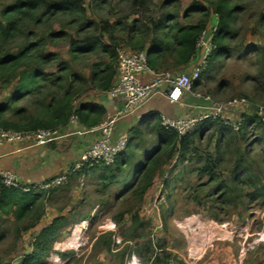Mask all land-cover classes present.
I'll return each instance as SVG.
<instances>
[{
  "label": "rangeland",
  "instance_id": "obj_1",
  "mask_svg": "<svg viewBox=\"0 0 264 264\" xmlns=\"http://www.w3.org/2000/svg\"><path fill=\"white\" fill-rule=\"evenodd\" d=\"M164 1L85 0L83 8L86 19L101 24L99 28L103 22L118 23L114 36L119 42L116 52L132 51L129 44L122 42L130 27L136 21L157 22L167 11H161ZM190 3L191 0H177L169 15H176L182 22ZM257 13L256 8L246 12L239 23L244 30L243 40L240 37L230 46L233 52L214 63L212 72L207 77L203 75L202 86L196 89L219 102L247 100L249 105L238 110L243 118L257 106L264 105V78L258 77V71L250 66L253 55L244 53L246 47H261L263 43L260 35L252 33ZM252 15L255 18L250 21ZM215 24L212 15L205 32L215 28ZM67 48L63 44L51 51L65 55ZM65 58L70 60L66 55ZM100 58L103 57L94 55L88 62H72L73 69L83 75L90 63ZM180 70L168 69L170 72ZM220 82L228 83V88L213 95ZM8 90L0 88V105L8 98ZM102 94L89 90L75 106L102 99ZM23 106L29 108V104ZM211 131L204 133L201 141L193 139L199 154L186 155L183 163L176 160V155L161 169L141 202L130 191L132 181L110 185L108 179L99 180V172L85 171L78 175L70 165L68 173L72 175L64 174L66 180L61 185L43 190L47 194L44 210L35 226L25 230L27 222L18 224L11 215L0 214V264H21L22 259L32 253L31 245L41 230L57 218L62 219V228L41 264H264V200H249L246 195L252 188L241 186V192L235 191L230 180L238 164L255 185L264 184V146L255 144V137L246 140L247 136L243 137L242 133L231 134V144L224 145L223 155L218 157L222 161L216 170L217 181L210 184L208 176L200 174L198 167L208 155L216 157L217 134L212 135ZM141 140L154 146L145 135ZM7 146L15 145H2L0 149ZM133 146L134 142L130 148ZM9 158L0 156V167L3 166L0 171L10 172L21 179L22 184L45 181L46 170L57 165L52 159L51 164H44L43 171L37 168V176L35 173L23 175L19 168L18 172L7 170ZM219 185L229 192L217 191Z\"/></svg>",
  "mask_w": 264,
  "mask_h": 264
},
{
  "label": "trees",
  "instance_id": "obj_2",
  "mask_svg": "<svg viewBox=\"0 0 264 264\" xmlns=\"http://www.w3.org/2000/svg\"><path fill=\"white\" fill-rule=\"evenodd\" d=\"M83 2L85 0H0V88H9L8 98L0 105L1 130H61L67 126L72 113L78 124L86 129L102 121L104 111L101 107L91 103L75 106V103L89 90L105 93L111 88L116 78V48L119 42L114 36L119 24L103 22L99 28L101 24L86 19ZM176 2H163L161 11H167L165 14L162 12L157 22L136 21L122 41L130 45V50L144 52L151 70L170 72L168 69L188 68L196 55L197 42L213 15L216 19L211 42L213 49L199 81L193 83L192 88L196 92L202 86L203 75L207 77L214 63L233 52L230 46L234 42L240 37L243 40L244 30L240 29L239 23L248 10L256 8V18L252 15L249 20L255 18L252 33L260 35L263 43L261 47H246L244 53L253 55L250 66L258 71V77L264 78V0H191L183 13L182 22L178 21L176 15H169ZM194 19L195 22H190ZM55 26L58 28L55 29ZM63 44L68 46L65 55L70 58L69 61L65 55L55 52ZM94 55L103 58L90 63L85 74L81 75L73 69L72 62H88ZM227 88L228 83L220 82L213 95H219ZM255 88L259 90L257 86ZM23 104H29V108ZM209 131L212 135L217 134L216 157L208 155L201 161L202 166L199 165L198 170L200 174L208 176L211 184L217 181L216 170L222 161L218 159L223 155L222 147L229 146L231 134H235L215 120L202 122L184 137L165 129L159 122L136 127L132 129L133 136L131 134L126 150L112 165H96L77 174L95 170L99 172V180L103 182L108 179L110 185L132 181L130 191L141 202L161 169L176 155V160L183 163L186 155L199 154L193 139L201 141L204 133ZM256 131L260 133H253ZM239 133L247 136L246 140L255 137L254 143L264 146L263 120L245 117L241 129L236 132ZM142 135L151 140L149 144L153 142L154 146L144 144ZM132 142L134 146L131 149ZM238 166H235L230 179L234 190L241 192V186H248L252 188L246 195L249 200H264V184H259L257 180L260 186L255 185L247 178L246 170ZM216 189L224 190V194L229 192L223 185ZM46 195V191L35 188L21 191L0 186V214L11 215L18 224L27 222L25 230H28L42 217ZM61 228V218L43 228L31 245L32 253L24 257L21 264H41Z\"/></svg>",
  "mask_w": 264,
  "mask_h": 264
},
{
  "label": "built area",
  "instance_id": "obj_3",
  "mask_svg": "<svg viewBox=\"0 0 264 264\" xmlns=\"http://www.w3.org/2000/svg\"><path fill=\"white\" fill-rule=\"evenodd\" d=\"M214 32L215 28H212L211 31H204L201 34L197 42L196 55L191 62L193 68L189 73L182 69L181 72H155L148 67L144 52L117 50L116 78L105 95L111 100H120L122 108L112 115L105 116L97 126L85 131L87 134H96L97 138L79 155L72 165V171L90 169L96 165H112L128 145L131 127L120 129L121 121L126 117L134 116L137 111L155 98L186 105L183 97L190 96L192 100L199 103L188 105L194 111V115L188 117H171L164 113L159 115V124L165 129L174 131L179 137L192 133L199 124L207 120L219 121L231 132H238L245 118L239 115L238 110L249 105L247 100L219 102L209 95L193 91L192 88L193 83L199 81L206 68L207 58L213 49L211 42ZM198 59L199 62L194 65ZM246 117H255L264 121V105L257 106L255 111ZM77 124L78 120L72 113L66 127H73ZM59 138L60 129L33 132H11L0 129V147L27 143L42 147ZM65 180L66 176L61 175L44 183L22 184L10 172L0 171V186L21 191L33 188L47 190L50 187L61 185Z\"/></svg>",
  "mask_w": 264,
  "mask_h": 264
},
{
  "label": "crops",
  "instance_id": "obj_4",
  "mask_svg": "<svg viewBox=\"0 0 264 264\" xmlns=\"http://www.w3.org/2000/svg\"><path fill=\"white\" fill-rule=\"evenodd\" d=\"M192 68L193 63H191V65L186 68L185 71L189 73ZM101 98L102 99H94L93 102L89 103L101 107L104 111V117L112 115L122 108V103L120 100H111L105 95V93L102 94ZM183 102L186 105L171 103L170 101L163 98H155L147 105L142 107L139 111H137L134 116L124 118L121 121L119 128L126 129L127 127H131L129 135V139L131 140L132 129L139 126L143 127L148 123L158 122V117L161 113L171 117H188L194 115V111L188 105H196L199 103L195 100H192L190 96L183 97ZM142 121L146 122L145 125H143ZM83 128L85 127L80 124L73 127H65L60 130L59 139H54L42 147H38L30 143L18 146H7L5 149H0V156H2V158H8L10 156L9 159L11 160L6 162V164L9 166L7 167V170L10 169L18 172L16 169L19 168V172L23 173V175L25 173H35L34 175L36 176L39 174L37 172V168L40 167L42 168L41 171H43L44 164H51V160L55 159V163L57 164L56 167H51L47 170L45 169V181L64 174H67L66 176H70L72 175L68 173L70 167L78 159L79 155L84 150H86L97 138L96 134L85 133L84 131L86 130ZM2 167L3 166L0 168L2 169ZM36 176L33 178H36ZM30 179H32V177ZM39 181L43 183L45 182L41 180Z\"/></svg>",
  "mask_w": 264,
  "mask_h": 264
}]
</instances>
